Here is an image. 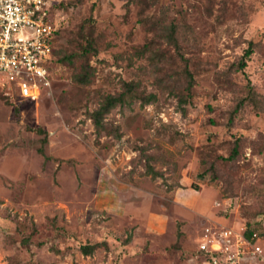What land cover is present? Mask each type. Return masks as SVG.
<instances>
[{
  "label": "rangeland",
  "instance_id": "obj_1",
  "mask_svg": "<svg viewBox=\"0 0 264 264\" xmlns=\"http://www.w3.org/2000/svg\"><path fill=\"white\" fill-rule=\"evenodd\" d=\"M54 2L51 88L24 100L0 77V264H201L222 227L264 246V0ZM124 82L155 99L97 131Z\"/></svg>",
  "mask_w": 264,
  "mask_h": 264
},
{
  "label": "built area",
  "instance_id": "obj_2",
  "mask_svg": "<svg viewBox=\"0 0 264 264\" xmlns=\"http://www.w3.org/2000/svg\"><path fill=\"white\" fill-rule=\"evenodd\" d=\"M55 0H0V77L24 100L37 101L52 86L58 26ZM263 238L222 227L203 246L201 264H264Z\"/></svg>",
  "mask_w": 264,
  "mask_h": 264
},
{
  "label": "trees",
  "instance_id": "obj_3",
  "mask_svg": "<svg viewBox=\"0 0 264 264\" xmlns=\"http://www.w3.org/2000/svg\"><path fill=\"white\" fill-rule=\"evenodd\" d=\"M52 12H53V9H52ZM169 32H171V34L168 35V37H169V39H171L174 36V30H172V31L170 30ZM86 42H87L86 45H84L80 48L81 54H79V56L83 59V66H82L83 74H79L76 76V81L78 83H81V84L88 83L89 79H90V75H91V73H90L91 68H90V64H89L88 55L90 53L96 54V48H95L94 40L87 37ZM253 47H254L253 43L250 42L249 48L246 50L245 54L243 55V57L241 58V60L238 63L237 68L239 70H244L247 67V62L253 53ZM54 55H56L55 47H54ZM161 55L162 54L159 52H157L155 54L156 57H160ZM59 60L65 62L66 60H68V58H66V56H64L63 58H60ZM185 63H186L185 73H186V76H187L188 81H189L188 91H190L193 82H195V78H194L191 70L189 69V67H190L189 62L185 61ZM251 95H252L251 97H249L247 100H243L241 102V104H239L235 108V110H233L230 113L229 119H230L231 123H233L235 116L237 115L239 110L243 107L245 101H255L256 93L253 90H251ZM134 99H140V100H142L143 103L148 104V103H151L155 99V96L154 95H149V96L140 95L138 93V84H136L134 82H124L123 86H122V91L120 93L110 94V95L105 96L103 98V100L101 101L100 106L96 110H94L92 113H90V118L92 119L97 131L101 132L102 130L107 129L106 123H105V117H106V115H108L111 112L112 109L116 108L119 105L123 106L125 104H129ZM181 100H183V98H181ZM41 131H43V130H41ZM238 149H239V141L237 140L235 147L232 150L231 155L227 159L233 160L234 158H236L238 156V153H239ZM155 175H157V173H155ZM254 232H256V231L252 230V229H250V230L247 229L246 235L250 236ZM94 248H95V246L85 245L81 249H82V252L88 256L92 253Z\"/></svg>",
  "mask_w": 264,
  "mask_h": 264
}]
</instances>
